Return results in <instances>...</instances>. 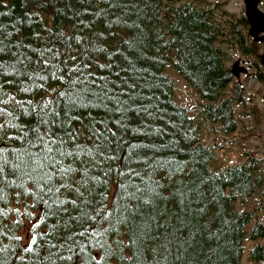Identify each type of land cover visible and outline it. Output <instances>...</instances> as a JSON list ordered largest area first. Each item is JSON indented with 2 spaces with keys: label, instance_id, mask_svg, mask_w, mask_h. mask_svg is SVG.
I'll return each mask as SVG.
<instances>
[{
  "label": "trees",
  "instance_id": "16d2710c",
  "mask_svg": "<svg viewBox=\"0 0 264 264\" xmlns=\"http://www.w3.org/2000/svg\"><path fill=\"white\" fill-rule=\"evenodd\" d=\"M226 15L227 31L204 0H0V264L264 262L263 163L220 166L200 135L239 122L223 89L246 20ZM168 63L207 101L199 120Z\"/></svg>",
  "mask_w": 264,
  "mask_h": 264
},
{
  "label": "rangeland",
  "instance_id": "374dc122",
  "mask_svg": "<svg viewBox=\"0 0 264 264\" xmlns=\"http://www.w3.org/2000/svg\"><path fill=\"white\" fill-rule=\"evenodd\" d=\"M183 1V0H181ZM205 4L212 9L224 29L227 31L229 25L228 16L236 19L244 14L243 0H204ZM260 10H264V0L258 6ZM240 43L229 49L230 59L225 62L228 68L236 60H244L243 65L247 68L246 73H240L238 77H234L239 87L235 84H228L223 89V95L234 103V99L238 96L242 102L234 103L233 110L239 113L237 129L230 133H223L218 122L200 124L201 140L204 144L215 145L217 164H227L241 162L248 154H253L263 163L264 171V65L260 63V54L264 48V41H254L253 38L245 32L248 26L241 25ZM221 46L227 53L229 43L221 42ZM165 72L174 80V98L180 103H185L191 107V113L195 120H199L198 108L204 100H201L193 89L188 88L186 82L181 78L171 63L166 66ZM222 162V163H221ZM260 185L258 184L259 188ZM256 197V196H255ZM252 197L244 196L243 201L237 200L238 208H251L254 204ZM240 201V202H239ZM260 218L263 217L260 215ZM261 240L260 243H263ZM254 246V242L246 243V250H250ZM243 264H264V262H252L243 255Z\"/></svg>",
  "mask_w": 264,
  "mask_h": 264
},
{
  "label": "water",
  "instance_id": "95a60500",
  "mask_svg": "<svg viewBox=\"0 0 264 264\" xmlns=\"http://www.w3.org/2000/svg\"><path fill=\"white\" fill-rule=\"evenodd\" d=\"M260 0H244L245 13L247 21L250 25L249 33L255 40H263L264 36H258L260 32L264 31V13L258 8ZM263 23V24H262ZM262 62L264 63V52L262 54ZM239 61H235L233 64V73L238 75L240 71H245L243 67L238 66Z\"/></svg>",
  "mask_w": 264,
  "mask_h": 264
},
{
  "label": "bare ground",
  "instance_id": "6f19581e",
  "mask_svg": "<svg viewBox=\"0 0 264 264\" xmlns=\"http://www.w3.org/2000/svg\"><path fill=\"white\" fill-rule=\"evenodd\" d=\"M263 24V23H262ZM264 25V24H263Z\"/></svg>",
  "mask_w": 264,
  "mask_h": 264
}]
</instances>
